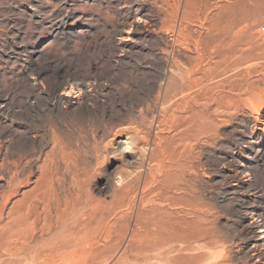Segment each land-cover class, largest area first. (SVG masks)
Instances as JSON below:
<instances>
[{"label": "rangeland", "instance_id": "374dc122", "mask_svg": "<svg viewBox=\"0 0 264 264\" xmlns=\"http://www.w3.org/2000/svg\"><path fill=\"white\" fill-rule=\"evenodd\" d=\"M9 213L25 264H264V0H0Z\"/></svg>", "mask_w": 264, "mask_h": 264}, {"label": "bare ground", "instance_id": "6f19581e", "mask_svg": "<svg viewBox=\"0 0 264 264\" xmlns=\"http://www.w3.org/2000/svg\"><path fill=\"white\" fill-rule=\"evenodd\" d=\"M241 27V28H240ZM237 30H234L232 27H230V28H228V31H225L224 33H221L222 35H223V37H224V39H223V42L224 43H228V45H231V47H241V46H245V45H247V44H249V43H251L252 41L251 40H249V39H247L245 36H244V29L242 28V25L240 26ZM205 29V32H206V34H208V31H209V27L207 28H204ZM211 29V28H210ZM218 29V28H217ZM205 39H206V36L204 35L203 37H202V39H201V42H202V40H204L205 41ZM258 43V42H257ZM257 43H255L256 45H258ZM200 44V42L198 43L197 42V45H199ZM254 44V43H253ZM230 47V46H229ZM198 49V48H197ZM239 49H241V48H239ZM199 50V49H198ZM200 53V52H199ZM198 53V54H199ZM196 71H197V69L195 68V66H194V69L192 68V70L190 71V74L193 76L194 75V73H196ZM194 77V76H193ZM191 84H192V86H196L197 85V80L195 79V78H191ZM72 85V84H71ZM77 87V86H76ZM75 87V88H76ZM80 88V87H79ZM73 89V87L71 86V90ZM80 90V89H79ZM78 90V91H79ZM73 91V90H72ZM71 91V92H72ZM67 96L68 95H70V92L68 93V94H66ZM79 95V94H78ZM124 133V132H123ZM129 133V132H128ZM140 134V133H139ZM112 137V136H111ZM112 143L110 144V150H111V152L112 153H116V152H118V153H120V154H128V153H132L133 151H134V146H135V144H136V141H135V139H134V137L133 136H125L124 134H122V133H120V132H118V133H116L113 137H112ZM139 146V145H138ZM109 149V148H108ZM125 156V155H124ZM128 159V158H127ZM122 176V175H121ZM126 179V178H125ZM129 179H127V181H128ZM119 183H123V179L122 178H118V180H117ZM117 182V183H118ZM108 185V184H107ZM40 186L41 185H38L37 187H38V189L40 188ZM110 187V186H109ZM107 188V187H106ZM119 188V187H118ZM115 190V189H114ZM43 191V190H42ZM47 192V191H46ZM42 196V195H41ZM115 198V197H114ZM59 199V198H58ZM43 200V199H42ZM48 200V199H47ZM59 202H60V200H59ZM49 203V202H48ZM43 204H45V203H43ZM111 204V203H110ZM90 206V205H89ZM94 206V205H93ZM34 207V206H33ZM91 207V206H90ZM44 209H45V207H44ZM22 210V209H21ZM89 210H90V208H89ZM20 211V210H19ZM18 211V212H19ZM23 211H25V210H23ZM22 211V212H23ZM27 211H28V209H27ZM26 211V212H27ZM29 211H30V209H29ZM31 212V211H30ZM24 213V212H23ZM31 213H33V212H31ZM53 214V213H52ZM65 214V213H64ZM75 214H76V212H75ZM77 214H79V212L77 213ZM25 214H20V215H18L17 214V216L16 215H13L12 213H9V215H8V221L6 222L5 221V223H4V225L5 226H7V224H8V226L7 227H5L4 225H2V227H5V232L6 233H0V235L1 234H3L2 236H3V238H6V241L5 242H7V245H8V248H7V253H8V255H9V261L8 262H4V261H0V263H2V264H14V262H18V260H19V263H17V264H25V262L24 261H22V257H21V254H22V250H23V247H24V244H27V242L26 243H24V239H25V237H26V235L28 234V232L30 233L31 232V234L33 233V230L34 229H31L32 228V225H31V227H30V225L28 224V223H26L25 222V216L27 215H25ZM30 215H33V214H30ZM36 214H34V216H35ZM33 216V217H34ZM81 216V215H80ZM76 217V216H75ZM30 218H32L31 216H30ZM33 219V218H32ZM59 219V218H58ZM84 220V219H83ZM27 221V220H26ZM33 221H34V219H33ZM32 221V222H33ZM28 222V221H27ZM31 221H29V223H30ZM82 223V222H81ZM29 225L28 227L32 230V231H30V229H28V227H26V225ZM78 224V223H77ZM35 226V225H34ZM34 226H33V228H34ZM83 226V225H82ZM36 227V226H35ZM84 227V226H83ZM83 227H82V229H83ZM1 228V227H0ZM29 230V231H28ZM81 230V229H80ZM79 230V231H80ZM1 231V230H0ZM34 232H35V230H34ZM28 236V235H27ZM33 236V235H32ZM28 238V237H27ZM26 238V239H27ZM32 238V237H31ZM0 239H1V236H0ZM73 239V238H72ZM2 240V239H1ZM71 240V239H70ZM28 241V240H27ZM30 241V240H29ZM5 242H4V244H5ZM56 243V242H55ZM1 244V243H0ZM30 246L28 245V248H29ZM92 247V246H91ZM1 248V247H0ZM6 248V247H5ZM25 248V247H24ZM87 249V248H86ZM27 250V249H26ZM26 250H25V253H27L26 252ZM24 253V254H25ZM84 254V253H83ZM36 255V254H35ZM81 255V254H80ZM45 256V255H44ZM79 256V255H78ZM24 257V256H23ZM28 257V256H27ZM25 258V257H24ZM32 258H35V257H32ZM48 258V257H47ZM21 259V260H20ZM25 260V259H24ZM35 260V259H34ZM57 261V260H56ZM77 261H78V258H77ZM24 262V263H23ZM29 262V261H28ZM35 262V261H34ZM38 263V262H37ZM39 264H40V260H39Z\"/></svg>", "mask_w": 264, "mask_h": 264}]
</instances>
